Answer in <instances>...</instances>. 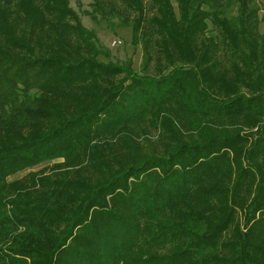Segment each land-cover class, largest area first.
<instances>
[{"label": "trees", "instance_id": "trees-1", "mask_svg": "<svg viewBox=\"0 0 264 264\" xmlns=\"http://www.w3.org/2000/svg\"><path fill=\"white\" fill-rule=\"evenodd\" d=\"M252 1L230 20L218 0H176L178 17L151 0L173 67L150 76L100 59L68 0H0V264H264V31ZM207 20L255 81L212 59V37L200 49Z\"/></svg>", "mask_w": 264, "mask_h": 264}, {"label": "rangeland", "instance_id": "rangeland-1", "mask_svg": "<svg viewBox=\"0 0 264 264\" xmlns=\"http://www.w3.org/2000/svg\"><path fill=\"white\" fill-rule=\"evenodd\" d=\"M141 1V9L133 3L129 4L122 0H68V4L81 24L94 32L95 43L102 51L100 59L119 63L130 61L133 69L138 73L159 76L167 73L173 64L162 52L161 29L150 21L151 17L157 13L151 5V0ZM170 2L175 17H178L179 10L176 0H170ZM218 3V9H221L222 13L232 20L237 14L238 0H218ZM251 4L258 8L255 29L257 34H261L264 31V24L261 21V16L264 14V0H253ZM206 9L211 10L212 8L207 7ZM138 16L142 17V27L134 34V20ZM207 23V28L198 33L200 49L203 48L202 44L209 42L212 37L217 43V50L212 59L218 60L221 67L231 74H237L241 80L255 81L256 73L252 71L248 75L249 66L242 62L239 53L229 50L219 29L210 20H207ZM240 52L246 57L249 56L248 48L245 46H240ZM240 88L246 90L242 83ZM243 130L248 131L249 128H243ZM146 131L151 140H157L154 128L149 127ZM139 140L144 145L146 144L141 137ZM52 162V160L42 162L16 172L9 176V179L20 178L28 170L39 169Z\"/></svg>", "mask_w": 264, "mask_h": 264}]
</instances>
